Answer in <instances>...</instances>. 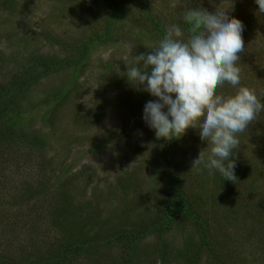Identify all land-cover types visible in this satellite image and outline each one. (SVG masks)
<instances>
[{
	"label": "trees",
	"instance_id": "16d2710c",
	"mask_svg": "<svg viewBox=\"0 0 264 264\" xmlns=\"http://www.w3.org/2000/svg\"><path fill=\"white\" fill-rule=\"evenodd\" d=\"M56 1L71 5L86 23L76 41L55 37L47 30H31L12 39L20 49L0 51V264H145L142 245L150 238L155 241L157 260L170 262L174 257L175 264H201L207 252L216 264H229L225 258L234 259L240 246L234 249L239 242L227 226L237 224L233 231L241 238L258 232L261 223L264 229V112L239 135L240 146L233 158L239 161L244 154L246 160L235 161L236 182L223 180L215 170L197 172L190 167L198 152L207 148L197 129L188 128L171 142L157 140L153 131L155 147L146 165L152 176L140 195L146 198L143 208L130 202L133 188L140 186L129 172L115 178L117 189L112 185L114 192L121 190L124 206L101 205L100 184L79 185L81 177L87 176L85 169L72 171L71 163L62 164L59 150L52 152L47 130L80 84L98 47L132 34L139 44L138 55L148 54L152 50L147 46L162 38L170 24L179 23L186 35L191 33L192 25L182 20L185 9L203 7L214 12V0ZM232 5L228 15L245 26V50L238 53L241 86L260 95L264 93V26L254 32L264 16L256 14L254 0H230L228 7ZM24 8L30 9L26 0H0V13H6L1 15L0 26L9 23L10 32L22 33L16 20L24 15ZM254 34L261 37L256 39ZM252 35L254 40H250ZM42 37L52 47L67 51L62 55L47 52L40 46ZM56 74H65V79L50 92L43 97L32 92L42 78ZM124 80L133 97L137 98L136 92L140 95L136 110L142 114L147 100L155 98ZM235 91L227 83L217 89L224 94ZM247 138H251L248 149ZM106 140L93 150L109 145ZM70 147L65 145V150ZM182 225L192 227L195 237L188 235L177 242L175 229ZM176 242L182 247H176Z\"/></svg>",
	"mask_w": 264,
	"mask_h": 264
},
{
	"label": "rangeland",
	"instance_id": "374dc122",
	"mask_svg": "<svg viewBox=\"0 0 264 264\" xmlns=\"http://www.w3.org/2000/svg\"><path fill=\"white\" fill-rule=\"evenodd\" d=\"M26 2L30 9L24 8L26 12L24 11V15H21L22 18L20 17L16 20L17 24L22 27V33L15 35L16 33L13 30L10 32L9 23L0 26V51L9 53L12 49L16 51L20 49V45L14 46L11 43L12 39L15 36L21 37L26 33H30L28 31L31 30H35L38 33L47 30L55 37L76 41V37L83 30V25L85 26L86 24L82 21L79 12L76 13L71 10V5L56 0H26ZM214 3L217 8L223 9L228 7L230 0H214ZM1 15L5 17L6 13L1 12L0 18ZM1 22L3 21L0 19ZM261 26H264V20L255 28L254 33ZM254 37L258 39L261 34H254ZM42 40L41 45L40 42L38 44L47 52L62 55L67 51L62 47H52L45 37H42ZM250 40H254L253 35ZM36 42L38 41L36 40ZM138 47L137 39L132 34L124 36L116 44L98 47L92 53L88 66L81 77L80 84L74 89L69 100L58 110L53 122L49 121L51 126L47 127L53 145L52 152L57 154V150H59L61 155L58 153L57 156L62 164L71 163L74 166L72 171L85 169L87 176L81 177L80 186L100 184L101 194L100 192L99 194L101 205L103 206L114 205L118 208L124 206L121 203V190L114 192L112 185L113 188L117 189L115 178L125 172H129L134 182L137 179L141 187L133 188L132 194L129 196L131 203L137 202L139 204L136 207L141 208L142 206L143 208L146 198L140 197V195L144 191L145 186H147V182H151L152 170L150 166L146 168V165L148 157L152 156L154 151V147H150V145H154L153 130L149 129L143 121V110L142 114H139L138 110H136V103H139L140 95L136 92L137 98L133 97L135 95L132 89L129 88L124 80V75H126L124 72L127 71V66L131 67L134 64V57L138 56ZM118 68L119 72L117 71ZM64 77L65 74L44 77L35 85L32 92L39 93L43 97L52 88L59 85L65 79ZM118 78V82L110 84L111 81H115ZM94 114H99V117H94ZM37 123L38 126H41L39 121ZM104 138L108 139L110 144H103L105 146L100 147L98 150H93L94 147H97L95 145L100 143L101 140V144L104 143ZM250 143L251 138H247L244 143L247 149ZM70 144L71 147L65 150V145L69 146ZM202 150L207 151V148H202ZM242 160H246V155L242 154L239 161L242 162ZM235 161L239 163L238 160ZM249 161H253V159H249ZM255 165L254 163L252 166L255 167ZM146 169L150 174L145 172ZM87 180L90 184L87 183ZM256 183L258 184L259 182L256 181ZM107 191L108 193H104ZM86 194L90 198V188L86 189ZM105 209L107 210V208ZM140 210L143 211L145 209ZM236 226L237 224L229 225L227 228L230 227V231L232 228L231 233L238 239L239 243L234 245V249H238V246L240 247L234 254L235 258L232 259L230 257L228 260L226 257V261L229 264H264V229L261 230L259 226L258 232H252L247 237L244 235L245 237L241 238L240 235H237V232L235 234L233 231ZM175 233V237H177L175 241L177 242H182L188 235L195 237L192 227L188 225L178 226L175 229ZM177 242L176 247H182V243ZM154 245L155 241H153V238H150L142 245V257L146 261L145 264L176 263L174 257L169 258L170 262H164L161 259L157 260L153 250ZM244 246H248V249L241 248ZM201 264H216L215 257L206 252L203 255Z\"/></svg>",
	"mask_w": 264,
	"mask_h": 264
},
{
	"label": "clouds",
	"instance_id": "9594fccd",
	"mask_svg": "<svg viewBox=\"0 0 264 264\" xmlns=\"http://www.w3.org/2000/svg\"><path fill=\"white\" fill-rule=\"evenodd\" d=\"M254 2L256 14L264 16V0ZM232 9H185L182 20L192 25L191 33L186 35L179 23L168 25L162 38L147 46L150 53L134 57L124 77L134 89L155 98L144 105L142 119L157 140L171 142L188 128L197 129L207 151H199L190 167L197 172L215 170L223 180L236 182L233 157L239 135L264 112V93L241 86L238 53L245 50V26L228 15ZM225 83L236 91L218 93Z\"/></svg>",
	"mask_w": 264,
	"mask_h": 264
}]
</instances>
